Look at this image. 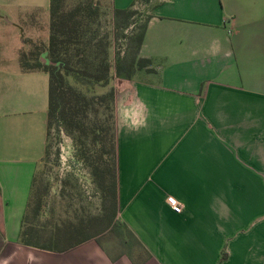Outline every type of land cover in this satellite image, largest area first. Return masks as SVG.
Masks as SVG:
<instances>
[{"label": "crops", "instance_id": "obj_1", "mask_svg": "<svg viewBox=\"0 0 264 264\" xmlns=\"http://www.w3.org/2000/svg\"><path fill=\"white\" fill-rule=\"evenodd\" d=\"M140 56L153 71L118 80L114 111L118 219L142 252L19 243L49 104L21 69L35 89L0 83V264H264V0H159Z\"/></svg>", "mask_w": 264, "mask_h": 264}, {"label": "trees", "instance_id": "obj_2", "mask_svg": "<svg viewBox=\"0 0 264 264\" xmlns=\"http://www.w3.org/2000/svg\"><path fill=\"white\" fill-rule=\"evenodd\" d=\"M94 1L79 0L76 5L69 6L68 0H50L48 44L20 51V66L24 73L48 75L47 137L53 125L73 137L77 158L90 170L92 182L100 192L101 212L95 216L67 219L61 222L63 224H55L52 220L44 226L32 225L40 223L46 206L45 195L37 188L36 172L19 238V243L26 247L61 253L92 239L100 242V236L117 230H125L138 243L118 219L116 90L112 88L106 94L90 96L72 84L70 78L76 83L86 81V84L106 87L112 74L132 79L137 71L152 72L148 59L140 56L151 16L140 23L135 20L136 10L114 9L115 26L123 30L132 27V34L125 38L132 42L135 51L131 59L120 58L119 54L113 66L107 53L109 43L98 39L93 30L98 9ZM100 107L110 110L104 120L99 118Z\"/></svg>", "mask_w": 264, "mask_h": 264}, {"label": "rangeland", "instance_id": "obj_3", "mask_svg": "<svg viewBox=\"0 0 264 264\" xmlns=\"http://www.w3.org/2000/svg\"><path fill=\"white\" fill-rule=\"evenodd\" d=\"M30 1L0 0V83L4 91L6 87L15 89L13 79L17 77L19 95L26 94L29 89H35L33 81L24 78L26 76L21 74L20 51L23 49L30 51L37 45H44L49 38L46 26L50 20V0H40L38 4ZM78 1L68 0V5L74 6ZM94 2L98 9L93 30L98 39L109 43L107 47L109 62L114 66L119 60L117 58L119 54L120 58L131 59L135 51L134 45L125 37L132 34V27L123 30L115 26L109 0ZM158 3L159 0H138L134 9L138 13L135 20L144 23ZM34 24L39 26H32ZM44 77V85L49 89V77L45 74ZM124 78L125 75L112 74L111 81L106 87L86 84V81L81 84L76 83L73 78H70V82L90 96H100L112 88L116 90L118 80ZM41 86L42 83L39 88ZM24 87H26L25 91ZM111 104L109 102V105ZM109 115L110 110L99 108L100 119L104 120ZM46 145V152L37 169V188L39 193L45 195L46 206L40 216V223H32V225L44 226L51 224L48 221L52 220L55 224H63L61 222L67 219L99 215L100 192L92 182L90 170L77 158V147L73 137L63 128L58 129L53 125ZM99 240L106 244L104 245L106 250H129L135 254L142 252L136 241L125 230L107 232L100 236ZM108 241L111 243H106Z\"/></svg>", "mask_w": 264, "mask_h": 264}]
</instances>
